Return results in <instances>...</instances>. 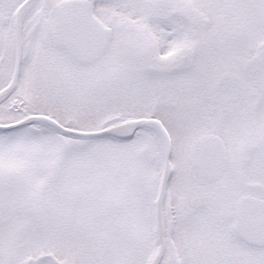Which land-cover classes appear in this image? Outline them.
<instances>
[{
  "label": "flooded vegetation",
  "instance_id": "flooded-vegetation-1",
  "mask_svg": "<svg viewBox=\"0 0 264 264\" xmlns=\"http://www.w3.org/2000/svg\"><path fill=\"white\" fill-rule=\"evenodd\" d=\"M143 1L145 0L137 2L139 6L137 7V17L129 22L120 13L116 15V9L119 10L117 3L120 2L122 5L120 6L121 10L124 7L127 9V6L128 9L132 7V2L128 3L126 0H115L116 3H111L109 0H55L54 2L52 0H0V74L4 65L12 63L14 69L18 70L20 78L28 71L33 74H37L39 71L40 73L44 72L47 87L60 90L64 95L68 93L69 96L74 95L77 98L76 103H80V100L85 102L86 95L89 97L91 94L94 95L95 107L99 114L90 132L105 131L106 135L82 141L91 144H105L102 156L106 158L107 164L105 169L98 171L91 166L92 169L84 172V181L88 179L89 186L93 190V194L95 193L94 196H98L96 193L101 196L102 206L95 204L93 208L104 214V208L109 203L116 205L121 203L119 200L124 195L128 197L129 193H138L136 194L137 201L143 206V210L139 212L137 219L145 221L147 216L151 228L148 252L152 248L153 239V236L151 238L152 203L160 178L161 162L164 155L163 145L165 137H168L171 146L170 169L162 212L163 218L167 212L170 218L163 219L162 234L165 244L163 264L198 263V258L195 257L191 244L188 243V240L193 239V234L190 233L191 228H188L190 227V224L188 225L190 217L187 216H192L195 211L201 212L200 216L211 214L210 221H213L214 228L223 223L226 224L223 220L229 219L227 227L232 237L230 238L232 244H225L223 248H233L234 256L231 258V262L234 264H264V150L255 159L245 158L244 152L239 154L240 157L237 160L240 168L230 176H236V179L230 180V183L226 181L221 184L223 175L227 172L228 160L231 155L230 148L223 137L232 131V127L226 128L228 130L223 132L220 129L218 132L216 130L201 131L197 137L192 139L191 143L207 134L219 136L226 145V167L218 179L207 184L196 182L189 169L187 172L197 188L212 189L216 187V192L220 193L217 197L218 206L216 203V207L213 209L215 211L209 212L207 201L202 200L205 198L202 194L192 195L185 191H179L181 196H177L176 201L169 190L175 174L172 161L177 156L176 142L179 130L190 132L192 128H198L208 123L207 114H198L201 109L204 110L203 113H214L218 117L221 116V104L216 100H211L209 105L199 103L200 108L197 111L194 108L197 104H194L191 99L192 89L187 83L181 84V81L188 76L187 70L179 75L183 76L179 81L177 80L179 76H176L175 72L188 67L190 61L188 50H191V47L207 45L206 32L210 33L208 29L211 27L210 21H212L209 11L214 13L219 11V15H222L219 17V25H222L223 28L219 36L220 43L233 50L232 53H235L236 49L240 47L250 51L249 57L242 63L239 76L242 80L247 78L253 87L259 88L260 93L257 100L261 99L264 95V85H257L255 80L262 81L264 76V37L257 39V35H254L253 38L250 36L255 31H264V27L257 25V20L261 18L260 13L264 14V6L259 7V4L255 3L257 8L254 9L250 0H240L239 2L238 0H229L232 1L230 9H219L222 5L215 4L214 0L199 3L206 6V14H196L193 11L190 5L193 0L184 2L185 6H181V9L173 6L171 20L162 19V21L170 22L168 23L170 32L174 35V41L171 44L181 48L169 59H165L168 61H163L164 64L153 67L150 66L153 64L149 60L148 54L151 44L148 37L152 31L149 30L151 28H146L155 27L156 32H153L155 39H160L158 33L160 16H152L150 20L149 16L139 13L140 4ZM154 1L147 3L153 5ZM196 1L201 2L200 0ZM263 1L260 0L264 5ZM101 2L105 10L96 14L95 10ZM240 3L249 4V8L241 9ZM108 7L113 8L108 9ZM112 9H115L114 14ZM78 10H86L88 15L105 30L106 49L97 61L89 65H81L72 60L52 33L56 22L64 20L69 14ZM52 11L55 12L52 13ZM232 11L235 14L229 15ZM193 15L196 16L193 17ZM251 28L255 30L252 31ZM236 31H240L241 34L244 32L246 39H238ZM215 35L212 34V37ZM182 47H186V49H182ZM37 57L40 59L38 60ZM66 60L70 65H73V68L78 69L90 68L99 63L102 68H105V72L100 75L91 72L75 76L66 75L60 73L61 65L63 62V65H66ZM55 62L57 67L52 69V64ZM48 63H51L49 68H47ZM34 64L39 68L33 69ZM41 67L42 69H40ZM88 80L92 82L86 83ZM253 80L254 82H252ZM10 87H13L11 81H5L2 84L0 81V94L2 90ZM7 93L1 96H5ZM85 93L86 95H84ZM4 105L5 107L1 109L0 101V124L16 123L17 119H14L16 118L14 113L19 108L10 99H6ZM262 106L263 104L257 101L251 108L244 110L243 107L244 112L241 109L233 108L231 115L242 118L246 116V113L249 114L246 124L251 129L254 128L253 134L258 136L259 128L264 129V126H261V123L264 124V120L259 122L257 119ZM11 114L13 118L10 116ZM43 116L56 121L47 115ZM223 116L225 115L221 117ZM4 117L10 119H3ZM234 123L237 124L238 120L231 122L232 125ZM58 124L68 128L61 123ZM185 125L192 128L184 129ZM202 126L201 128H203ZM246 134L248 138L250 135L243 133L245 140H247ZM235 138L233 136V139ZM179 182L178 179V185ZM153 184L155 187L152 192ZM194 198H198L201 207L192 205ZM153 245L155 251V242ZM242 250H245L246 254H241ZM207 259L205 257V261L208 262ZM217 261L219 260L217 259ZM143 264H145V258Z\"/></svg>",
  "mask_w": 264,
  "mask_h": 264
},
{
  "label": "rangeland",
  "instance_id": "rangeland-1",
  "mask_svg": "<svg viewBox=\"0 0 264 264\" xmlns=\"http://www.w3.org/2000/svg\"><path fill=\"white\" fill-rule=\"evenodd\" d=\"M109 1L116 3L115 0ZM126 1L132 2V7L128 9L127 6L128 10L125 7L121 10L120 6L122 5L119 2L117 3L119 10L116 9V15L120 13L126 21L131 22L137 17V7H139L137 2L139 0ZM148 1L152 2V0H145L140 4L139 13L149 16L150 20L152 16H160V21H158L160 39H155L153 34L156 32L155 27L152 26L153 29L151 26L146 28H151L149 30L152 31V34L148 31L150 33L148 39L151 42L148 54L149 60L153 64L150 66L154 67V65L164 64L165 59H169L181 48L171 44L174 41V35L170 32L168 24L170 22L164 23L162 19L170 21L174 7L181 9L187 0H155L153 5H149ZM194 1L196 0L190 4L193 11L196 14H206V6L199 3L212 2L213 0H200L201 2L196 1L197 3ZM214 2L222 5L219 9H230L232 6V1L229 0H214ZM249 2L253 4L254 9L257 8L255 3H258L259 7L264 6L260 0H250ZM243 7L249 8V4L240 3V8ZM111 8L113 7H108V9ZM102 10L105 9L101 2L95 13H100ZM114 12L115 9H112L113 14ZM209 13L212 16V21H210L211 27L208 29L210 33L206 32L207 45L197 47L196 62L192 65L189 61L188 67L175 72V75L179 76L187 70L188 76L181 81V84L187 83L192 89L191 99L194 104H197L194 106L197 111L200 108L199 103L209 105L211 100H216L221 104L220 115L226 117H218L214 113H203L204 110L201 109L198 114H207L206 118H208V123L201 125L203 128L201 126L192 128L185 125L184 129L192 128V131L179 130L176 142L177 156L172 161L175 174L169 190L174 195V200L177 199V196H181L179 191H185L192 195L202 194L205 197L202 200L207 201L208 211L214 212L216 203L218 206L217 197L220 193L216 192V187L200 189L195 186L187 172L189 167L188 148L192 139L197 137L201 131L216 130L218 132L221 130L223 132L228 130L226 128L232 127V131L223 137L230 148L231 155L228 160L227 172L223 175L221 184L226 181L230 183V180L234 181L236 176H230L240 168L237 160L240 157L239 154L244 152L245 158L255 159L264 150V129L259 128L258 136L254 135V128L251 129L246 124L249 114L246 113L245 117L239 118L236 115H231V111L233 108L243 110V107L246 110L258 101L263 104L257 118L261 122L264 120V95L257 100L260 93L259 88L253 87L247 78L242 80L239 76L242 63L247 60L250 51L240 47L236 49L235 53H232L233 50L222 45L219 38L220 32L223 30L222 25H219V17L222 15H219V11L216 13L209 11ZM233 14L235 13L232 11L229 15ZM260 16L257 25L263 28L264 14L260 13ZM251 30L255 29L251 28ZM212 34H216L215 37H212ZM244 34V32L241 34L240 31H236L238 39H246ZM254 35L260 39L264 37V31H255L250 37L253 38ZM182 49H186V47H182ZM191 49L193 48L191 47ZM47 59L49 60L48 57ZM58 59L60 58L58 57ZM63 63L60 73L66 75L75 76L89 72L100 75L105 72V68H102L99 63L85 69L73 68V65H70L67 60L66 65ZM50 66L51 63H48L47 68ZM55 67H57L56 62L52 64V69ZM35 68L39 67L34 64L33 69ZM18 73L12 63H8L2 68L1 84L11 81L13 87L1 91V109L5 107V100L10 99L19 108L14 113L16 118L47 115L70 130L89 132L94 127L99 113L95 107L96 100L93 94L89 97L85 93L87 100L85 102L80 100V103H76L77 98L74 95L69 96V93L64 95L60 90L47 87L44 72L40 73L39 71L37 74H33L28 71L21 78ZM178 78L179 81L183 76ZM263 80L264 76L262 81L256 79L255 83L263 86ZM91 82L88 80L86 83ZM4 93H7L6 97L1 96ZM10 116L13 118L12 114ZM3 119L10 118L4 117ZM233 120H238V123L232 125ZM39 126L41 125L39 124ZM261 126L263 127L264 124L261 123ZM243 133L250 134L249 138L246 134L247 140L243 139ZM10 135L16 136L15 133ZM233 136L236 138L233 139ZM51 137V133L43 132L41 133L42 142L39 143H33V139L28 136L22 143L16 141L7 144L0 143V264H49L51 259L58 264H143V259L149 251L148 239L151 228L147 216L145 221L137 219L139 212L143 210V206L137 201L136 194L138 193H129L128 197L124 195L119 200L121 203L116 205L109 203L104 208V215L93 208L95 204L102 206L100 194L96 193L98 196H94L95 193L93 194L88 179L84 181L85 171H89L93 167L98 171L105 169L106 158L102 156L105 144L87 143L84 146L79 144V140L72 139L69 142L78 145H71L62 142V138L59 137L58 142L63 145L65 154L60 155L59 158L56 154L51 157L52 153L35 154L36 146L42 151H47L48 148L49 151L51 150L49 146ZM76 147L83 149L76 151L74 150ZM133 165H135L134 162ZM178 179L179 185L177 184ZM163 206L162 204V208ZM144 213L146 212L144 211ZM200 215L201 212L195 211L192 216H187L190 217V223H188L190 227L188 228L193 230H190L193 239L188 240V243L191 244L192 252L198 258L197 264H234L230 261L234 256L233 248H223V245L231 243L230 238L232 237L227 227L229 219L223 220L226 224L223 223L214 228L213 221H210L211 214ZM164 218H170L168 212ZM164 218L162 212V221ZM223 236L224 238H222ZM163 245L165 244L163 243ZM163 248L165 250V246ZM164 250L158 264H163ZM217 252L219 253L217 254ZM243 253L246 254L245 250H242L241 254ZM205 257L208 258V262L205 261Z\"/></svg>",
  "mask_w": 264,
  "mask_h": 264
},
{
  "label": "water",
  "instance_id": "water-1",
  "mask_svg": "<svg viewBox=\"0 0 264 264\" xmlns=\"http://www.w3.org/2000/svg\"><path fill=\"white\" fill-rule=\"evenodd\" d=\"M201 23L204 25L203 21ZM53 35L68 56L81 65H89L97 61L104 53L107 45L105 30L88 16L86 10H79L70 14L65 20L58 21L52 28ZM33 122H45L52 125L62 135L71 138L89 139L103 137L105 131L80 133L60 126L58 123L44 116H32L10 126H0V132L21 127ZM166 136V135H165ZM171 146L165 137L164 155L157 194L152 206V227L157 245L152 264H158L163 255L162 240V204L169 178V157ZM189 172L193 179L201 184L210 183L220 177L227 164V150L224 141L217 135L207 134L194 140L188 151ZM192 205L201 207L198 198H194Z\"/></svg>",
  "mask_w": 264,
  "mask_h": 264
},
{
  "label": "trees",
  "instance_id": "trees-1",
  "mask_svg": "<svg viewBox=\"0 0 264 264\" xmlns=\"http://www.w3.org/2000/svg\"><path fill=\"white\" fill-rule=\"evenodd\" d=\"M188 55H189V53H188ZM196 56H197V52H196V48L194 47L193 49H192V51H191V54H190V56H189V59H190V61H191V63L192 64H194L195 62H196ZM36 131H38V130H36ZM25 133L22 131V132H20V131H17V134H15L16 136L15 137H13V138H11V140L10 141H16V142H23L24 141V139H25V135H24ZM33 134V136L35 137V138H37L38 137V132L37 133H32ZM7 136H9V134H6ZM6 135L4 134H0V143H2V144H7L8 143V141H6ZM59 137H61L62 139H61V141L62 142H66V143H68V144H71V145H78V144H73V143H70L69 142V140H71V139H68V138H65V137H62L61 135H58L56 132H53V137H51V139H50V142H49V146L51 147V150L49 151V148H48V150L47 151H42L40 148H38V146H36L35 147V154L36 153H52L51 154V157H54V155L56 154L57 155V157H59L60 155H63V154H65V151L63 150V145H61V144H59V142H58V138ZM36 143H39V141L38 140H36ZM61 143V142H60ZM79 144H85V145H87V143L85 142V141H80V143ZM84 145V146H85ZM83 148H78V147H76L74 150H76V151H81ZM56 161H57V159H56ZM157 178V177H156ZM41 185H42V183H41ZM154 184H153V189H152V192L154 191ZM150 255H149V257H148V260L150 259ZM40 258H43V257H40ZM39 258V259H40Z\"/></svg>",
  "mask_w": 264,
  "mask_h": 264
},
{
  "label": "bare ground",
  "instance_id": "bare-ground-1",
  "mask_svg": "<svg viewBox=\"0 0 264 264\" xmlns=\"http://www.w3.org/2000/svg\"><path fill=\"white\" fill-rule=\"evenodd\" d=\"M162 226H163V221H162Z\"/></svg>",
  "mask_w": 264,
  "mask_h": 264
}]
</instances>
